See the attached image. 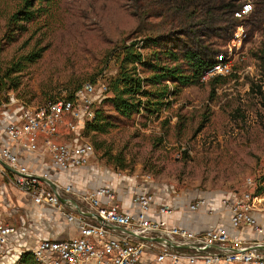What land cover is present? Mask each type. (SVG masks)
<instances>
[{"label": "rangeland", "instance_id": "1", "mask_svg": "<svg viewBox=\"0 0 264 264\" xmlns=\"http://www.w3.org/2000/svg\"><path fill=\"white\" fill-rule=\"evenodd\" d=\"M24 1L0 0L2 73L14 64L20 68L11 76L17 87L9 81L0 87V104L18 100L43 106L87 82L108 84L119 73L116 59L121 49L132 43L152 64L176 67L188 76L184 62L166 52L180 58L194 39L216 61L227 53L231 38L223 43L208 38L203 33L207 31H199L196 38L185 36L171 21L178 10L171 0L172 10L163 0H29L32 19L11 24L14 15L20 20ZM239 2L252 5L251 15L256 12L253 0ZM248 19L237 22L247 36L231 75L219 83L211 78L205 83L161 81L146 87L168 88L153 115L141 112L124 118L109 102L96 105L113 127L84 137L95 152L89 166L97 176L114 179L117 196L147 192L162 204H181L188 211L203 202L211 215L228 212L222 203L228 196L264 188V71L258 59L264 51V21ZM147 38L159 45L144 48ZM31 54L40 57L29 62ZM135 66L140 77L150 76V71Z\"/></svg>", "mask_w": 264, "mask_h": 264}, {"label": "built area", "instance_id": "2", "mask_svg": "<svg viewBox=\"0 0 264 264\" xmlns=\"http://www.w3.org/2000/svg\"><path fill=\"white\" fill-rule=\"evenodd\" d=\"M251 13L252 5L243 3L233 19L241 23ZM246 36L238 24L225 56L214 61L199 81L231 75ZM109 96L107 84L96 80L82 84L70 98L61 96L43 106H27L18 100L0 104V182L28 197L33 205L58 212L76 227L72 237L43 238L33 248L24 247L21 228L6 221L9 213L0 201V264H16L27 252L36 264H264V191L222 200L230 213L231 230L249 229L259 236L245 242L225 226L196 232L170 225L167 218L172 208L147 192L135 194L130 211H125L107 186L74 190L70 175L88 167L95 153L84 139L85 125L93 121L96 105ZM61 134L66 139L58 141ZM29 157L46 163L34 171L22 161ZM60 176L67 181L61 182ZM202 204L191 205L189 211L196 212Z\"/></svg>", "mask_w": 264, "mask_h": 264}, {"label": "trees", "instance_id": "3", "mask_svg": "<svg viewBox=\"0 0 264 264\" xmlns=\"http://www.w3.org/2000/svg\"><path fill=\"white\" fill-rule=\"evenodd\" d=\"M36 2H43L48 0H34ZM240 0H171L173 5L177 7L175 15L171 21L176 22L187 37H199V31L208 38H213L227 41L237 26V22L233 19V14L237 11L243 3ZM164 5L170 6V0H163ZM256 7V12L250 15V19L254 22L264 21V0H253ZM24 11L19 12L20 20L17 15L12 16L11 24L17 25L19 21H30L32 19V12L28 9L31 7L29 0L24 1ZM171 10H172V6ZM252 16V17H251ZM192 39V38H189ZM134 43L125 46L121 49L120 55L116 59L119 64V73L107 84V91L109 97L104 99V102H109L115 111L116 115L124 118H129L134 114L143 112L147 115L158 113L162 102L161 100L167 94L168 88L162 86L155 90H147L146 87H154L159 85L161 81H172L174 84L187 85L190 83L199 82L201 74L211 67L214 59L210 58V52L204 47L201 42L192 40L191 45L185 48L181 53L180 58L176 57L172 52H166L171 55L173 60L180 59L184 62L189 70L188 76L180 75L178 68L159 67L152 64L149 59H146L142 54L135 50ZM159 45L158 40L147 38L144 41V48L149 46ZM158 55V54H157ZM32 59H27L33 62L40 57V54H31ZM261 62V68L264 71V51L258 56ZM135 64H139L146 70L150 71V76L145 78L140 77L136 72ZM20 71L18 65L14 64L12 67L6 69L2 73L0 66V87L5 86L4 81H9L12 87H17V82L14 83L11 76ZM224 77H215L212 79L213 84L222 81ZM12 87L10 89H12ZM72 93L67 96L70 98ZM143 98V99H142ZM113 127L110 118L105 115L101 108H97L94 119L91 123H87L84 129V135L89 134H105ZM264 191V188L257 190V193ZM16 264H36L31 253L27 252L20 256Z\"/></svg>", "mask_w": 264, "mask_h": 264}, {"label": "crops", "instance_id": "4", "mask_svg": "<svg viewBox=\"0 0 264 264\" xmlns=\"http://www.w3.org/2000/svg\"><path fill=\"white\" fill-rule=\"evenodd\" d=\"M0 119H2L1 114ZM65 139L66 135L61 134L58 141H63ZM22 161L28 168L34 171H40L46 163L45 160H33L30 157L23 158ZM52 173L54 178L55 173ZM57 176L56 174V177ZM70 180L74 190L78 192L94 190L103 186L111 188L115 191V194L116 191L118 192V186L114 185L113 182L114 179L112 180V178L104 175L97 176V173H95L94 169L90 166L80 169L70 175ZM60 181L65 183L67 180H65L64 176H60ZM128 193L129 192H125L120 196L116 194L118 203L125 211H130L131 206L130 201L132 197H126ZM0 201L7 207V213H9L6 216V221L21 228L23 236L20 240L24 247L33 248L37 242L43 238L61 240L76 234L75 225L67 223L65 218L58 212L33 205L28 197L17 193L10 186L4 185L1 182ZM171 208L172 214L167 218L170 225L182 226L196 232H202L216 226H225L229 229L231 234L238 236L245 242L259 239V236H255L249 229H243L238 232L231 230L229 226V212H213V214L209 215L208 212L204 210L205 208L199 209L196 212H189L183 205L175 203L171 205ZM212 208L215 209L216 207L213 206Z\"/></svg>", "mask_w": 264, "mask_h": 264}, {"label": "water", "instance_id": "5", "mask_svg": "<svg viewBox=\"0 0 264 264\" xmlns=\"http://www.w3.org/2000/svg\"><path fill=\"white\" fill-rule=\"evenodd\" d=\"M50 186H51L52 189H54L53 184H50ZM59 200H60V202H61L62 204L65 203V200H64L63 198H59ZM72 204H73L75 207H77V205H76L74 202H73ZM93 217L97 220V222H101L100 218H98V217H96V216H93ZM127 233L133 236L132 233H130V232H127ZM140 239H141V238H140Z\"/></svg>", "mask_w": 264, "mask_h": 264}]
</instances>
